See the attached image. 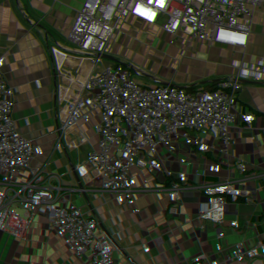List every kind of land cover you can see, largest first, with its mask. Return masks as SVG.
Listing matches in <instances>:
<instances>
[{
  "label": "built area",
  "instance_id": "2783aa9c",
  "mask_svg": "<svg viewBox=\"0 0 264 264\" xmlns=\"http://www.w3.org/2000/svg\"><path fill=\"white\" fill-rule=\"evenodd\" d=\"M127 1L82 0L80 25L92 46L78 50L74 64L88 94L64 99L36 146L28 175L40 193V216L27 212L28 220H18L20 264H35L39 257L53 264H192L198 256L214 254L196 245L203 215L250 216L248 207L223 196L198 198L196 211L162 226L105 221L81 198L60 202L69 175L88 151L117 160L130 179L144 169L148 177L199 183L207 181L219 146L264 156V106L258 102L264 71L251 88L242 74L224 78L230 90L225 101L206 104L203 97L215 90L221 72L240 69L231 30H218L202 56L193 58L180 48L178 25H171L179 10L175 0H147L144 14L127 7ZM180 1L197 14L195 4ZM7 32L8 25L0 22V42ZM32 62L38 65L41 58ZM10 186L25 213L28 189L18 181ZM253 222L249 218V234L256 232ZM252 264H264V251L253 256Z\"/></svg>",
  "mask_w": 264,
  "mask_h": 264
},
{
  "label": "crops",
  "instance_id": "0c3cea01",
  "mask_svg": "<svg viewBox=\"0 0 264 264\" xmlns=\"http://www.w3.org/2000/svg\"><path fill=\"white\" fill-rule=\"evenodd\" d=\"M229 1L234 4L215 0H189V4H195L197 15L206 19L223 14L242 23L241 18L253 17L260 25L247 26V33L263 45L264 0ZM175 2L179 10L171 25H178L180 48L199 58L195 52L199 43L194 40L190 22L192 14L186 3ZM25 3L26 0H0V22L8 25L7 38L0 42V58L18 28ZM82 13V0H31V16L21 43L0 76V264H20L18 220H28L27 212L40 216V193L28 175L36 146L60 103L88 94L85 81L77 78L74 64V54L92 46L91 37L80 25ZM204 30L207 41L211 40L209 26ZM257 55L258 48L253 49L252 56ZM35 57L41 58L40 64L32 62ZM221 74L223 78L215 80L218 93L228 89L224 78L234 80L238 74L245 77L241 68ZM218 80L222 82L217 83ZM258 102L264 106V92ZM144 173L143 169L130 179L129 171L117 160L85 152L69 175L60 202L74 198L94 201L102 208L97 211L92 207L98 213L95 215L105 221L131 219L162 226L173 217L196 211L198 198L211 201L223 196L233 204L248 207L250 216L203 215L196 245L211 249L214 254L210 258L198 256L192 264H252L253 256L264 251V156L219 146L213 153L205 183L148 177ZM13 181L28 189L23 200L25 213L16 205L10 186ZM47 202L45 196L42 203ZM249 218L254 220V234L247 232ZM32 222L34 231L37 222ZM35 264L53 263L39 257Z\"/></svg>",
  "mask_w": 264,
  "mask_h": 264
},
{
  "label": "trees",
  "instance_id": "16d2710c",
  "mask_svg": "<svg viewBox=\"0 0 264 264\" xmlns=\"http://www.w3.org/2000/svg\"><path fill=\"white\" fill-rule=\"evenodd\" d=\"M215 1H225L227 3H233L229 0H215ZM189 3V0L187 1ZM148 4L146 1H127V7H134L136 9L144 8V5ZM234 4V3H233ZM242 23L237 22L235 19L228 18L226 15H212L207 19L200 14L192 15L191 24L194 32V40L199 43L198 47L195 48V52L200 57L205 51L208 45L206 39V31L203 26L208 25L212 38L216 37L218 30L221 28L230 29L232 32V40L238 55V63L242 71L245 73V77L248 85L255 87L259 82V74L264 71V44L259 45L258 42L250 37L247 33V26L260 25L253 17L241 18ZM258 48V55L254 58L252 56V50ZM203 89V86H199ZM238 86L235 88L237 89ZM230 90H226L223 93H218L215 90H209L204 94V100L206 104H211L216 101H225L227 98V93ZM178 217H173L170 219L168 225L176 224V219Z\"/></svg>",
  "mask_w": 264,
  "mask_h": 264
},
{
  "label": "water",
  "instance_id": "95a60500",
  "mask_svg": "<svg viewBox=\"0 0 264 264\" xmlns=\"http://www.w3.org/2000/svg\"><path fill=\"white\" fill-rule=\"evenodd\" d=\"M30 16H31V0H26L25 9L23 12V16L20 20V23L18 25V28H17L16 32L14 33V35L12 36V38L10 39V42H9L5 52L3 53V55L0 58V76L2 75V72L6 68L8 62L12 59L16 49L20 45L21 40H22V36H23L25 29L28 25ZM62 191L63 190H61V192ZM89 203L91 204V206L93 207L94 210L99 211L100 209H102L99 206V204H97L94 201H90Z\"/></svg>",
  "mask_w": 264,
  "mask_h": 264
},
{
  "label": "rangeland",
  "instance_id": "374dc122",
  "mask_svg": "<svg viewBox=\"0 0 264 264\" xmlns=\"http://www.w3.org/2000/svg\"><path fill=\"white\" fill-rule=\"evenodd\" d=\"M136 1H147V0H136ZM151 1H152V2H160L161 0H151ZM242 76H243V74H242ZM218 82L220 83V82H222V80H218L217 83H218ZM93 213H94V214H98V213L95 212V211H93Z\"/></svg>",
  "mask_w": 264,
  "mask_h": 264
},
{
  "label": "snow or ice",
  "instance_id": "6c2138e0",
  "mask_svg": "<svg viewBox=\"0 0 264 264\" xmlns=\"http://www.w3.org/2000/svg\"><path fill=\"white\" fill-rule=\"evenodd\" d=\"M161 3H162V0H161ZM138 11L140 12V14H144V11H143L141 8H139V7H138ZM151 15H152V14L149 13V17H151Z\"/></svg>",
  "mask_w": 264,
  "mask_h": 264
}]
</instances>
